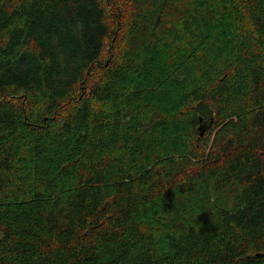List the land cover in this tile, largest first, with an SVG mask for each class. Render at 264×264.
I'll return each mask as SVG.
<instances>
[{
	"label": "trees",
	"instance_id": "16d2710c",
	"mask_svg": "<svg viewBox=\"0 0 264 264\" xmlns=\"http://www.w3.org/2000/svg\"><path fill=\"white\" fill-rule=\"evenodd\" d=\"M0 233V264H264V0H0Z\"/></svg>",
	"mask_w": 264,
	"mask_h": 264
},
{
	"label": "rangeland",
	"instance_id": "374dc122",
	"mask_svg": "<svg viewBox=\"0 0 264 264\" xmlns=\"http://www.w3.org/2000/svg\"><path fill=\"white\" fill-rule=\"evenodd\" d=\"M119 38V37H118ZM120 43H122V40H120ZM1 237H2V234L0 233V239H1Z\"/></svg>",
	"mask_w": 264,
	"mask_h": 264
},
{
	"label": "water",
	"instance_id": "95a60500",
	"mask_svg": "<svg viewBox=\"0 0 264 264\" xmlns=\"http://www.w3.org/2000/svg\"><path fill=\"white\" fill-rule=\"evenodd\" d=\"M200 135H202V132H200Z\"/></svg>",
	"mask_w": 264,
	"mask_h": 264
}]
</instances>
